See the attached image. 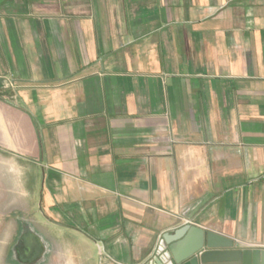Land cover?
Returning a JSON list of instances; mask_svg holds the SVG:
<instances>
[{"label": "crops", "instance_id": "crops-1", "mask_svg": "<svg viewBox=\"0 0 264 264\" xmlns=\"http://www.w3.org/2000/svg\"><path fill=\"white\" fill-rule=\"evenodd\" d=\"M0 196L17 264H150L186 227L264 264V0H0Z\"/></svg>", "mask_w": 264, "mask_h": 264}, {"label": "water", "instance_id": "water-1", "mask_svg": "<svg viewBox=\"0 0 264 264\" xmlns=\"http://www.w3.org/2000/svg\"><path fill=\"white\" fill-rule=\"evenodd\" d=\"M216 238L212 233L186 227L174 236L163 238L150 264H212L215 255L205 250L215 247Z\"/></svg>", "mask_w": 264, "mask_h": 264}, {"label": "rangeland", "instance_id": "rangeland-1", "mask_svg": "<svg viewBox=\"0 0 264 264\" xmlns=\"http://www.w3.org/2000/svg\"><path fill=\"white\" fill-rule=\"evenodd\" d=\"M12 198L17 199V197L0 196V264H17L13 261L11 252L17 236L18 221L25 216L24 220L27 222L32 219L29 213L5 210L8 206H5L4 202Z\"/></svg>", "mask_w": 264, "mask_h": 264}, {"label": "flooded vegetation", "instance_id": "flooded-vegetation-1", "mask_svg": "<svg viewBox=\"0 0 264 264\" xmlns=\"http://www.w3.org/2000/svg\"><path fill=\"white\" fill-rule=\"evenodd\" d=\"M40 249L41 247L37 243L27 244L25 242H22L19 244L15 255H17L18 257H21L20 259L22 260V262H27L26 259H30L27 257H33L32 260H35L34 257L36 254H38Z\"/></svg>", "mask_w": 264, "mask_h": 264}, {"label": "built area", "instance_id": "built-area-1", "mask_svg": "<svg viewBox=\"0 0 264 264\" xmlns=\"http://www.w3.org/2000/svg\"><path fill=\"white\" fill-rule=\"evenodd\" d=\"M104 263H107L108 261L114 262L112 259H110L107 255H104Z\"/></svg>", "mask_w": 264, "mask_h": 264}]
</instances>
